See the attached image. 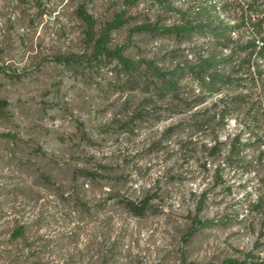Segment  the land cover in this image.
<instances>
[{
    "label": "rangeland",
    "instance_id": "obj_1",
    "mask_svg": "<svg viewBox=\"0 0 264 264\" xmlns=\"http://www.w3.org/2000/svg\"><path fill=\"white\" fill-rule=\"evenodd\" d=\"M80 9L95 32L126 9L112 38L131 41L132 56L171 43L132 26L178 21L153 0H0V264L264 259V208L251 207L261 173L225 169L218 181L208 131H187L181 144L162 135L170 120L126 125L138 96L116 88L115 63L58 60L92 50ZM229 126L221 138L236 131ZM47 162L70 172L44 173ZM96 165L104 169L95 180L72 174Z\"/></svg>",
    "mask_w": 264,
    "mask_h": 264
},
{
    "label": "trees",
    "instance_id": "obj_2",
    "mask_svg": "<svg viewBox=\"0 0 264 264\" xmlns=\"http://www.w3.org/2000/svg\"><path fill=\"white\" fill-rule=\"evenodd\" d=\"M138 1L125 3L133 6ZM153 2L163 12L178 15V21L170 25L142 22L132 26L131 32L141 38H166L169 45L162 40L150 55H129L126 51L132 42L113 44L112 38V33L126 23V9L116 13L98 32L95 18L80 9L92 50L88 55L59 56L58 60L72 64L84 60L115 63L111 73L116 88L138 96L126 125L170 120L162 135L180 137L181 144L186 142L182 137L187 131H208L203 147L216 179L223 181L225 169L261 173L259 192L251 207L263 209L264 0ZM231 122L236 124V131L221 138L220 133L229 130ZM44 165L40 170L47 174L58 168L70 172L65 168L68 163L62 167L57 163L55 168L48 162ZM103 169L102 165L81 166L72 174L92 181ZM203 224L210 226L214 221ZM24 230V226H16L13 234L22 236ZM208 264H264V259L229 258Z\"/></svg>",
    "mask_w": 264,
    "mask_h": 264
}]
</instances>
